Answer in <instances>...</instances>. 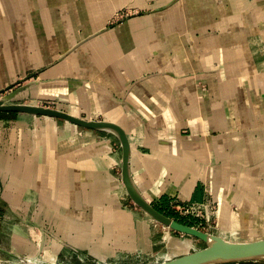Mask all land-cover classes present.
Wrapping results in <instances>:
<instances>
[{
    "label": "crops",
    "instance_id": "crops-1",
    "mask_svg": "<svg viewBox=\"0 0 264 264\" xmlns=\"http://www.w3.org/2000/svg\"><path fill=\"white\" fill-rule=\"evenodd\" d=\"M119 4L143 8L110 25ZM19 80L12 99L122 125L154 205L218 202L220 226L245 238L219 235L263 238L234 206L251 225L264 192V0H0V90ZM1 204L41 226L56 258L150 264L194 249L129 197L120 141L105 129L0 118Z\"/></svg>",
    "mask_w": 264,
    "mask_h": 264
},
{
    "label": "rangeland",
    "instance_id": "rangeland-1",
    "mask_svg": "<svg viewBox=\"0 0 264 264\" xmlns=\"http://www.w3.org/2000/svg\"><path fill=\"white\" fill-rule=\"evenodd\" d=\"M125 3V2H121ZM123 4L117 5L113 11L114 14L112 15L111 18L108 19L109 24H115L117 21L121 20L122 18H126L130 14L136 13L140 11L143 7L142 5L135 4L134 6H122ZM122 6V7H120ZM120 7V8H119ZM243 43V42H242ZM227 66H222L220 69V73L224 72V69L227 70L228 72L230 71V68H226ZM232 70V67H231ZM228 72H224L225 74H228ZM25 80H19L14 84H11L10 86H6L5 89L0 90V102L4 100V96L7 94L16 91L17 89L21 88V86L24 84ZM13 98V97H12ZM8 102H24V103H38V104H44V105H50L54 107H58L56 103L52 101H47V102H37L31 100V99H11L8 100ZM59 108V107H58ZM23 115V113H19L14 117H4L0 116L2 119H15L19 116ZM26 116H33L30 114H24ZM95 119H101L100 117H97ZM263 181V182H262ZM260 183V184H259ZM263 184V185H262ZM261 186V190L264 189V179L257 182L256 187ZM260 194L256 195L257 202L258 204V210H256L255 216L252 215L253 217V223L248 224L240 214V210L236 209L235 207V220L237 223L240 222L241 226H245V231H252L254 234L255 229L260 233L257 236L264 237V192H258ZM255 195H253L251 198H254ZM167 205V207H166ZM165 207V212L172 217L178 219V220H184L190 225L196 226L202 230L210 231L216 234H221L226 237H229L231 239H243L245 237H241L237 235L238 231L244 230L243 227H238L235 232H233L232 228H222L219 224V203L218 202H213L211 203L210 209H209V214L207 215L204 211L200 215H187L184 214L183 212L180 211H175L174 209L169 207V200L167 203L164 205ZM24 211H16V210H11L9 209V206L5 204L0 205V262H6V263H16L19 261L18 256L25 257L31 260L35 261H50V262H55L56 259L59 262H62L63 260L69 261L71 264L72 263H77V264H97L95 263L92 259H90L86 254H84L81 251L78 250H73V249H62L60 252V255L58 258H56L57 253H51L50 249L51 247L48 246V243L46 242L44 236V230L41 228V226L37 225H25L24 223L21 222V219L25 216ZM255 222V223H254ZM256 222L259 224L256 226ZM158 223V222H157ZM161 224V223H159ZM162 226H165L161 224ZM256 227V228H255ZM167 230H171L174 233H177L178 235H182L184 237H188L190 239L194 240V250H198L202 247H204L206 244L202 240L190 236L188 234H184L178 231H175L167 226L164 227ZM18 233L19 238L18 241L15 240L14 234ZM163 239V238H162ZM164 240H162L163 244H165ZM29 241V242H27ZM31 245L34 247L35 252L31 251ZM50 248V249H49ZM52 251V250H51ZM51 255H50V254ZM232 264H264V260L261 261H250V262H237V263H232Z\"/></svg>",
    "mask_w": 264,
    "mask_h": 264
},
{
    "label": "water",
    "instance_id": "water-1",
    "mask_svg": "<svg viewBox=\"0 0 264 264\" xmlns=\"http://www.w3.org/2000/svg\"><path fill=\"white\" fill-rule=\"evenodd\" d=\"M19 91V90H16ZM14 97V96H13ZM0 102V112H17L34 116H47L62 119L88 129H105L113 132L119 139L122 148V181L132 201L152 216L157 222L184 234L196 237L205 246L190 253L169 260L150 264H226L264 260V237L250 241H231L223 236L202 230L196 226L160 211L141 192L131 172V142L127 131L119 123L105 119H91L73 114L67 110L38 103ZM19 261L7 264H71L62 262H37L18 256Z\"/></svg>",
    "mask_w": 264,
    "mask_h": 264
},
{
    "label": "built area",
    "instance_id": "built-area-1",
    "mask_svg": "<svg viewBox=\"0 0 264 264\" xmlns=\"http://www.w3.org/2000/svg\"><path fill=\"white\" fill-rule=\"evenodd\" d=\"M211 203L213 202H181L176 198H172L169 201V207L175 211H180L187 215H200L203 211L208 215ZM0 264L7 263L0 262Z\"/></svg>",
    "mask_w": 264,
    "mask_h": 264
},
{
    "label": "trees",
    "instance_id": "trees-1",
    "mask_svg": "<svg viewBox=\"0 0 264 264\" xmlns=\"http://www.w3.org/2000/svg\"><path fill=\"white\" fill-rule=\"evenodd\" d=\"M19 115V113H17V112H0V116H4V117H7V118H9V117H14V116H16V115ZM24 114V113H23ZM167 199L165 198L163 201H162V204L160 205V204H155V207L156 208H158L160 211H162V212H164V213H166L165 212V204L167 203ZM166 207H167V205H166ZM167 214V213H166ZM169 215V214H168ZM171 216V215H170ZM181 222H184V223H187V224H190V223H188V222H186V221H184V220H180ZM226 264H232V263H226Z\"/></svg>",
    "mask_w": 264,
    "mask_h": 264
},
{
    "label": "bare ground",
    "instance_id": "bare-ground-1",
    "mask_svg": "<svg viewBox=\"0 0 264 264\" xmlns=\"http://www.w3.org/2000/svg\"><path fill=\"white\" fill-rule=\"evenodd\" d=\"M19 91H20V90H19ZM13 95H15V92H14ZM13 95H10V94H9L8 97H7V96H6V97L4 96V98H5V99L12 98L11 96H13ZM247 219H249V218L247 217Z\"/></svg>",
    "mask_w": 264,
    "mask_h": 264
}]
</instances>
